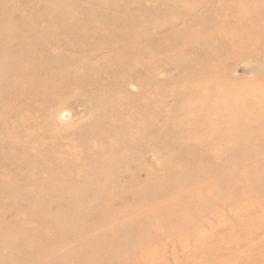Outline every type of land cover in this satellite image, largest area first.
Returning <instances> with one entry per match:
<instances>
[{
    "label": "rangeland",
    "instance_id": "374dc122",
    "mask_svg": "<svg viewBox=\"0 0 264 264\" xmlns=\"http://www.w3.org/2000/svg\"><path fill=\"white\" fill-rule=\"evenodd\" d=\"M263 30L264 0H0V264H264Z\"/></svg>",
    "mask_w": 264,
    "mask_h": 264
},
{
    "label": "bare ground",
    "instance_id": "6f19581e",
    "mask_svg": "<svg viewBox=\"0 0 264 264\" xmlns=\"http://www.w3.org/2000/svg\"><path fill=\"white\" fill-rule=\"evenodd\" d=\"M260 31H261V30H260ZM263 31H264V30H263ZM258 33H259V32H258ZM258 33H257V34H258ZM257 34H256V35H257ZM131 46H132V45H131ZM199 116H200V115H199ZM1 137L4 138L5 136H1ZM27 143H28V145H30V144H31V141H28ZM27 190H28V189H27ZM29 190H30V189H29ZM27 192H28V191H27Z\"/></svg>",
    "mask_w": 264,
    "mask_h": 264
}]
</instances>
